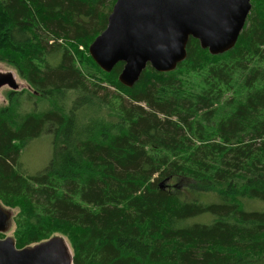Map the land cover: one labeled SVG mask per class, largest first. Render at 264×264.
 <instances>
[{
	"label": "trees",
	"instance_id": "16d2710c",
	"mask_svg": "<svg viewBox=\"0 0 264 264\" xmlns=\"http://www.w3.org/2000/svg\"><path fill=\"white\" fill-rule=\"evenodd\" d=\"M114 2L0 0V62L30 87L0 106L16 246L61 234L74 264H264V0L231 49L190 38L131 87L87 51ZM44 132L51 157L27 173L19 154ZM180 178L190 194L161 187Z\"/></svg>",
	"mask_w": 264,
	"mask_h": 264
},
{
	"label": "water",
	"instance_id": "95a60500",
	"mask_svg": "<svg viewBox=\"0 0 264 264\" xmlns=\"http://www.w3.org/2000/svg\"><path fill=\"white\" fill-rule=\"evenodd\" d=\"M251 9V0H115L105 28L87 51L109 72L123 62L121 84L131 87L150 66L159 72L176 68L187 55L190 38L212 55L231 49ZM17 90L11 71H0V88ZM13 211L0 202V234L9 231ZM0 264H74L64 236L53 235L18 248L12 235L0 237Z\"/></svg>",
	"mask_w": 264,
	"mask_h": 264
},
{
	"label": "rangeland",
	"instance_id": "374dc122",
	"mask_svg": "<svg viewBox=\"0 0 264 264\" xmlns=\"http://www.w3.org/2000/svg\"><path fill=\"white\" fill-rule=\"evenodd\" d=\"M106 1H107V4H109L111 2V0H106ZM251 6H252V3H251ZM104 11H106V9H104ZM79 47L82 48L81 46H79ZM0 71H5V72L11 71V72H13V74L16 78V81H17L18 85L20 86L18 89H21L22 87L23 88L26 87L28 89L30 88L29 86H27L25 84L24 80H22L19 77L16 70L10 64H8L6 62L5 63L0 62ZM8 90H10L8 86H3L0 88V106L6 104L7 100H6L5 93ZM52 147H53L52 146V135L49 132L48 133L44 132L40 136L31 139L24 146V148L22 149V151L19 154L18 158H19V162H20V168L23 171H25L27 173H31V174L36 173L39 170H42L47 165V163L51 157ZM177 186L181 187V189H182L181 195L184 193L190 194L189 189H187V187H185V186H187V180L185 178H180L177 181L174 180V181L169 182V183L161 182V187L163 189H166L167 191L175 190V188ZM5 207H8V206H5ZM251 207L254 209H258V210L263 209L264 208V202L258 201L256 203H252ZM8 208H11V207H8ZM11 210L13 211V217H14L16 210L12 209V208H11ZM13 228H14V222H13V218H12V223H11V227H10L9 231L6 232L5 234H2V237H4L5 235H12L13 236ZM57 235H61V234H57ZM61 236H63V235H61ZM69 248H70V246H69Z\"/></svg>",
	"mask_w": 264,
	"mask_h": 264
},
{
	"label": "bare ground",
	"instance_id": "6f19581e",
	"mask_svg": "<svg viewBox=\"0 0 264 264\" xmlns=\"http://www.w3.org/2000/svg\"><path fill=\"white\" fill-rule=\"evenodd\" d=\"M194 217V216H193Z\"/></svg>",
	"mask_w": 264,
	"mask_h": 264
}]
</instances>
